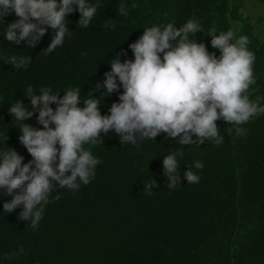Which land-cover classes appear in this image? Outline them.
<instances>
[{"label": "trees", "instance_id": "trees-1", "mask_svg": "<svg viewBox=\"0 0 264 264\" xmlns=\"http://www.w3.org/2000/svg\"><path fill=\"white\" fill-rule=\"evenodd\" d=\"M91 2L98 7L89 26L78 23V12L69 14L71 35L50 54L46 48L52 29L37 45L10 44L0 36V150H16L24 163L32 159L19 142L22 125L9 113L16 100L31 109L23 95L29 85L37 91L50 87L61 96L70 88H80L82 99L90 92L100 96L96 84L110 71L111 60L122 50L127 51L120 57L122 62L134 60L128 46L144 28L168 23L179 28L192 17L200 21L203 32L190 39L204 43L217 57L220 52L207 36L210 29L249 37V49L256 56V84L250 86V99L259 97L264 104V27L262 36L257 35L245 13L247 3L260 8L257 21L264 26V0ZM122 2L128 8L126 17L118 13ZM16 19L14 14L4 17L0 32ZM11 56H30L31 62L16 70L6 63ZM122 92L121 88L99 97L102 115L109 114ZM37 115L24 123L42 127ZM216 123L224 137L221 145L205 141L182 146L166 133L155 141L121 145L114 131L101 133L103 142L91 146L92 154L102 161L95 179L76 192L57 188L59 199L46 205L35 229L18 218L22 206L4 212L3 203L12 196L0 197V260L3 264H264V114L242 126L248 129L244 137H238L227 122ZM173 152L183 153L177 156L181 180L178 187L168 189L162 161ZM196 161L203 163L202 171L194 167ZM188 168L200 176L199 183L183 179ZM155 182L150 194L145 184ZM56 195L53 192L50 201ZM20 247L26 254L6 259Z\"/></svg>", "mask_w": 264, "mask_h": 264}, {"label": "clouds", "instance_id": "clouds-1", "mask_svg": "<svg viewBox=\"0 0 264 264\" xmlns=\"http://www.w3.org/2000/svg\"><path fill=\"white\" fill-rule=\"evenodd\" d=\"M97 7L91 0H0V27L5 24L4 17H18L0 36L10 44L37 45L52 29L46 48L50 54L63 45L66 35H71L69 14L78 12V23L88 27ZM118 13L128 15L123 2ZM198 32L203 28L195 17L179 28L173 23L144 28L142 36L128 46L134 60L121 61V56H127L126 50L111 60L110 71L96 84V90H102L100 96L90 92L82 99L80 88H70L61 96L50 87L37 91L29 85L23 95L30 100L31 109L16 100L9 113L22 125L19 142L32 159L24 163L16 150H0V197L12 196L3 203L4 212L10 214L22 206L18 218L35 229L46 205L59 199L57 188L76 192L95 179L96 167L102 161L92 154L91 146L103 142L101 133L107 135L110 130L118 134L121 145L155 141L161 133L182 146H200L205 141L221 145L224 137L216 121L223 120L234 127L238 137L246 136L248 129L242 126L264 114L260 98L250 99V86L256 84V56L249 49L250 39L237 37L233 30L217 34L215 28L210 29L207 36L211 37V47L220 52L217 57L204 43L190 39ZM30 62V56H11L6 61L16 70L26 69ZM121 88L119 102L111 105L109 114L102 115L99 97ZM36 113L42 127L24 123ZM178 155L183 153H170L162 161L168 189L178 187L181 180ZM194 167L202 171L204 165L196 161ZM183 173L188 184L199 183L200 176L190 168ZM155 184H145V190L151 194ZM53 192L57 195L50 201ZM23 254L25 249L20 247L6 259Z\"/></svg>", "mask_w": 264, "mask_h": 264}, {"label": "rangeland", "instance_id": "rangeland-1", "mask_svg": "<svg viewBox=\"0 0 264 264\" xmlns=\"http://www.w3.org/2000/svg\"><path fill=\"white\" fill-rule=\"evenodd\" d=\"M252 3V2H251ZM261 11V9L260 8H258V10H255L252 6H251V4L250 3H247L246 4V8H245V13L247 14L246 16H249V18H250V22H252V24H253V26H254V29H255V33L257 34V35H260V30L261 29H263L262 27H264V26H262V24L260 25V24H258V21H257V17L258 16H260V14L262 15V12L260 13V11ZM258 24V25H257ZM256 26H258L259 27V29L258 28H256ZM257 29H258V31H257ZM262 33H264V32H262ZM260 36H262V35H260Z\"/></svg>", "mask_w": 264, "mask_h": 264}]
</instances>
